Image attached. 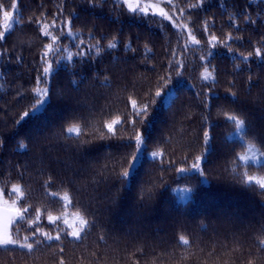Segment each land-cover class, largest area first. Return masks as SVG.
Masks as SVG:
<instances>
[{"label":"trees","instance_id":"trees-1","mask_svg":"<svg viewBox=\"0 0 264 264\" xmlns=\"http://www.w3.org/2000/svg\"><path fill=\"white\" fill-rule=\"evenodd\" d=\"M196 3H164L168 20L116 0H0V31L4 11L13 21L0 41V208L14 213V238L41 241L0 247V264H264V195L246 180L264 177V0ZM137 133L146 151L125 183ZM197 156L200 172L179 171ZM37 226L61 240L32 237Z\"/></svg>","mask_w":264,"mask_h":264},{"label":"snow or ice","instance_id":"snow-or-ice-1","mask_svg":"<svg viewBox=\"0 0 264 264\" xmlns=\"http://www.w3.org/2000/svg\"><path fill=\"white\" fill-rule=\"evenodd\" d=\"M89 2H92V0H89ZM116 2L121 7L126 4L127 7H128V10L131 13H133V14L139 13V14H141L143 16H147L148 13H149V6L145 5V4H142L140 2V0H136L135 6H133V4L131 3V0H116ZM167 3L172 6L173 10H175L176 5L173 4V0H167ZM202 3H203V0H198V3L190 5V7L199 8ZM11 6H12L13 9H15L17 7L16 3H13ZM93 6H95V3H93ZM0 7H2V5H0ZM152 7H155V5H152ZM180 11H181V13H183L184 9L181 8ZM3 15H4L5 21L7 23L5 24V30L4 31H0V41L4 40L5 36H6V33L11 31V29H12V13H10L8 11H4ZM160 15L163 18H166L168 20H172V16L169 13L165 12L163 9H160ZM14 22L16 24H19L20 20L17 19ZM68 24L70 26V24H71L70 20L68 21ZM206 30H207V22H205V31ZM43 35L51 36V33L48 32V31H43ZM69 35H71V32H69ZM189 36L191 37V39H192V41L194 43H196V44L200 43V41L196 39V36L193 35L191 30L189 31ZM51 38H52L53 41H56L58 39V37H56V36H52ZM228 39L231 40L232 37L229 35ZM216 41H217V37L215 35H211L209 43H212L213 46H215V42ZM108 47L109 48H115L116 47V43L115 42L109 43ZM125 47H127V45H125ZM45 48L47 50L44 52L43 55H44V57H47L48 53L50 51H52L53 45L52 44L45 45ZM255 54L257 56H261V49L257 48L255 50ZM3 55H5V53L4 52H0V57H2ZM208 55L210 56V55H212V53L209 52ZM249 55H251V53ZM67 59L71 60L72 56L69 55L67 57ZM243 59L247 61L249 59V57L245 56V57H243ZM179 66L180 65H176V67H179ZM170 67H172V66L170 65ZM51 71H52V64L49 62V63H47V66H45L43 68V75L37 77L38 82H42L43 81V76H47ZM178 75H180V73H178ZM210 77H211V74L209 73L208 75H206L204 77V79L207 80ZM37 92L40 95H46L47 94V90H45L43 93H40V90L38 89ZM155 95H156L157 98H161V99L163 98L160 91H157ZM44 102L45 101H41V100L38 99L36 104L33 106L32 112L25 111L23 113V117H21V119H23L24 117H28L30 115H35L36 113H39L41 111V108L43 107V103ZM132 106H133V109L135 110V108H136V101L135 100L132 101ZM147 110H148V105H144V107L141 110L135 111L134 114L137 117H139L141 115H145L147 113ZM228 119L231 120V121H234L237 131H240L242 129L244 123H245L243 120H239V119H237L234 116H229ZM118 123H120V121H113L112 123L107 124L106 127H107V130H108V133H110V134H112L114 136L115 135V131H116L115 128H114V125H116ZM133 126H135V121H133ZM67 131H68L69 134L73 133L74 131L79 133L80 129L79 128H69V129H67ZM204 138H205V142L209 141V133L208 132H204ZM145 140H146V137L144 135H142L140 133H137L135 135V137H134L135 151L125 160L126 168H125L124 171H122L121 173L118 174V176H117L118 180L122 179L126 183L128 181V178L132 176L133 172L137 168V164L140 162L141 153L146 151ZM132 144H133V142L130 140L126 146L131 147ZM158 155H161V154L160 153H156V152L152 153V156L154 158L156 156H158ZM262 155H264V153H262ZM240 159L241 160H247V157L241 156ZM200 160H201V157L197 156L195 158V162L191 165V168L179 169V171L184 172V171L195 170L197 172H200V163H199ZM246 180H247V183H252L255 180L256 183L259 185V188L261 190L260 194L264 195V177H261V178L257 179L254 176H247ZM18 191H20V189H18L17 187L14 186L12 188L11 192H9L7 194L9 196H11V195L16 194ZM186 191H189V190H186ZM3 192H4V190L0 189V194H3ZM20 194H21V197L23 198V193L21 192ZM27 212H28V207H24L22 209V211H20V213L18 215V220L19 221H24V219H25L24 213H27ZM48 219H49L50 222H54L58 218H54L52 216H49ZM36 220L37 221L39 220V213H37V215H36ZM12 223H14V221H9V224H12ZM65 223H67V221H65ZM31 226L32 225L30 224L29 227H31ZM87 227H89V222L87 220H81V228L79 230L71 231V232L67 233V235L71 236L74 240H80V239H82V233H84V231H85V229ZM19 230L20 229L17 228V232H19ZM37 233H39L45 239L50 240V241L51 240H56V241H60L61 240V235H60L59 232L57 233L56 236L53 237L52 235H50L47 232H41L40 228L37 226L34 229V231H32V233H31L32 237H35L37 235ZM101 239H103V237H101ZM29 240H30V237L28 235H25L23 237V239L20 240V239L14 238L10 234V232L7 231V230L4 231L3 233H0V247H3V248H8L9 246H12V247H17L18 246L20 248H25L29 252H31L33 250L34 244L41 243V241L38 240V239L34 240L33 242H29ZM180 242L183 245H188V243H189V241L184 239V237H180ZM261 243H264V241H262ZM63 251H64V249L60 248V252H63ZM59 264H64V260L61 259L59 261Z\"/></svg>","mask_w":264,"mask_h":264},{"label":"rangeland","instance_id":"rangeland-1","mask_svg":"<svg viewBox=\"0 0 264 264\" xmlns=\"http://www.w3.org/2000/svg\"><path fill=\"white\" fill-rule=\"evenodd\" d=\"M142 4L149 6V12L160 15V9L164 10L163 4L167 2V0H140ZM131 3L133 6H135L136 0H131ZM126 5V4H125ZM152 5H155V7H152ZM127 6V5H126ZM7 22L5 21L2 25V30H5V24ZM13 23V21H12ZM207 74H203V78ZM41 101H44L43 98H41ZM32 112V110H31ZM193 171V170H192ZM188 171H184L181 173H186ZM191 172V171H189ZM14 216V213L5 209L0 208V233H3L4 231H9V221H12Z\"/></svg>","mask_w":264,"mask_h":264}]
</instances>
